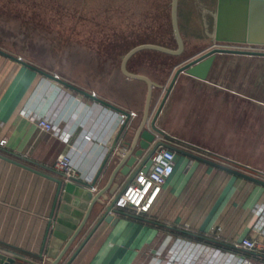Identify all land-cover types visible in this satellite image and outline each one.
<instances>
[{"label":"crops","instance_id":"obj_1","mask_svg":"<svg viewBox=\"0 0 264 264\" xmlns=\"http://www.w3.org/2000/svg\"><path fill=\"white\" fill-rule=\"evenodd\" d=\"M0 49L134 113L118 138L120 112L0 54V138L7 140L0 146V249L19 257L13 264H65L99 219L100 206L87 205L92 206L98 196L99 201L113 198L137 167H150L153 157L146 160L144 150L122 175L121 170L127 172L124 162L113 154L121 149L128 156L138 149L140 138L135 133L140 130L146 85L120 71L121 82L129 89L109 96L1 43ZM208 77L203 81L178 75L156 119L167 137L157 139L227 166L239 165L243 172L264 180V168L254 159L229 153L227 101L209 104L210 109L206 105L208 112L215 111L214 120L225 118L224 134L217 135L201 121L206 110L201 97L215 86ZM218 89L229 93L224 86ZM153 94L148 125L163 97ZM22 110L49 117L62 136L39 130ZM203 126L207 134H202ZM121 139H134L132 149L124 148ZM60 153L70 157L78 179L88 183L96 179L90 189L92 201L82 208L66 204L63 193H58L57 182L65 181L53 163ZM259 204H264L263 185L175 152L174 171L151 209L141 215L127 209L110 213L111 221L97 225L70 264H258L261 259L253 252L233 244L255 236L253 209ZM62 206L69 211H62ZM74 210L79 215H72Z\"/></svg>","mask_w":264,"mask_h":264},{"label":"rangeland","instance_id":"obj_2","mask_svg":"<svg viewBox=\"0 0 264 264\" xmlns=\"http://www.w3.org/2000/svg\"><path fill=\"white\" fill-rule=\"evenodd\" d=\"M215 2L179 0L184 50L171 61L183 58L182 64L216 46L206 27ZM169 4L170 0H0V43L49 70L114 96L129 86L121 82V60L112 62L117 47L110 51L109 44L112 40L129 43L147 39L154 44L168 41ZM263 58L217 55L208 77L215 86L202 95L201 107L207 105L210 109L211 104L227 101L229 153L252 158L264 168ZM174 70L160 84L163 88H155L154 97L163 96ZM216 86H224L229 93ZM214 113L206 108L201 121L217 135L224 134L225 118L214 120ZM207 127H202V134L209 132Z\"/></svg>","mask_w":264,"mask_h":264},{"label":"water","instance_id":"obj_3","mask_svg":"<svg viewBox=\"0 0 264 264\" xmlns=\"http://www.w3.org/2000/svg\"><path fill=\"white\" fill-rule=\"evenodd\" d=\"M178 2L179 0H170V4H169L170 24H171L172 34H173V37L176 43L175 49H171V48L164 47V46L154 44V43H143V44L136 45L132 47L131 49H129L121 58V62H120L121 73L127 78L142 81L146 85V96H145L142 120L140 123V130L135 133V137L138 135L137 139L140 138L138 142V149H136L132 153V155L129 154L128 156H127L128 152L121 151V149L113 153L115 158H117L119 162H122V161L124 162L127 172H125V170H121V173L122 175H127L130 168L134 165V163L136 162V160L138 159V157L141 155V153L144 150H148L147 157H146V160H148L150 157H152L155 154V151L157 150V148L165 147L179 154L187 155L194 159L205 162L209 165L219 167L221 169L229 171L230 173L234 175L254 181L264 186L263 179L243 172L242 170L239 169L240 167L237 168V166L239 165L235 167L232 164H229V166H227L219 162L206 159V158H202L200 156L192 154L176 146L175 144H173V142H168L165 140L157 139V136L164 135L165 137H167V135L164 134V132L156 125L157 116L160 113L161 108L169 94V91L171 90L173 84L176 81V78L178 77L180 73H184L186 75H189L191 77L204 81L207 79L208 74L211 70V67L213 66V63L217 55L232 54V55L264 57V51L215 46V47H212L202 52L201 54L197 56L190 58L189 60L183 62L182 64H179V66L174 70V73L168 83V86L165 89L164 95L161 98V101L149 125L147 124L153 89L163 88V86L160 84H157L155 81H153L152 79H150L148 76L144 74L129 72L126 68V64L131 56H133L135 53L141 50H146V49L155 50V51H159V52L170 54V55H180L183 52L184 42L181 37V33H180L179 25H178ZM212 16L214 19L212 39L215 44H226L229 46L264 47V0H216L215 8H214V12ZM0 54L6 57H9L15 61H18L19 63L25 65L26 67H29L30 69L40 73L44 77L55 80L58 83L62 84L63 86L69 89H72L86 97H89L90 99H93L94 101L104 105L105 107L111 108L117 112H120L121 114H125L128 117V112L100 98L99 96L91 92L81 89L73 85L72 83H69L66 80H63L57 77L56 75L50 72H47L46 70H43L2 49H0ZM147 125H148V129L146 128ZM124 127H125V124L121 128L118 138L121 137ZM118 138L116 139V141L118 140ZM121 140H123L121 145L124 148L125 146H128L129 150L132 149L134 139L132 141H128L125 139H121ZM115 143L112 146L110 153L114 151L116 147ZM141 167H137L134 173H132L130 179L134 178L135 174L137 173L139 169H141ZM95 180L91 183L81 181L78 178L71 179V181L69 182H63L62 180H59L57 182L58 183V193L60 192L63 193V200L66 204L67 203L75 204L78 208H82L85 206L86 201L88 202L90 200L92 201L93 194L90 191V189L94 186ZM121 191L111 199H109L108 197H104L102 201H99L100 196H98L97 198L98 200H94L92 203V206L87 205V207H91V209L94 203H97L100 206V209L98 210L100 214L99 219L97 223L94 225L93 229L90 231V233H88L86 238L77 247L74 254L71 256L70 259L66 261L65 264H70L75 254L79 251L81 246L85 243V241L88 239L92 231L97 227V225L101 221H111L112 216L110 215V213L112 212L121 213V210L115 208V202L119 194L121 193ZM61 209L62 211H69L68 207L66 206H62ZM72 215L77 216L79 215V212L74 210L72 211ZM18 258L19 257H17L16 255L8 253L7 251H4L3 249H0V264H13ZM52 264H57V262L56 263L53 262Z\"/></svg>","mask_w":264,"mask_h":264},{"label":"built area","instance_id":"obj_4","mask_svg":"<svg viewBox=\"0 0 264 264\" xmlns=\"http://www.w3.org/2000/svg\"><path fill=\"white\" fill-rule=\"evenodd\" d=\"M215 45L227 48L264 51V47ZM21 114L31 121H35L39 130L49 132L54 136H62L58 126L49 117L30 114L27 110H22ZM133 116L134 113L132 112H128V117L122 114L121 118H119V125L123 126L126 124L127 119ZM63 138L66 140V137ZM6 143L7 140L5 138H0L1 147L5 146ZM152 157L150 167L145 170L139 169L134 178L126 183L115 202V208L119 210L127 209L135 215L145 214L151 209L161 188L174 171L175 151L159 147ZM53 167L61 173L65 182L77 178L76 171L71 164V159L67 154L60 153L56 157ZM253 212L255 220L251 230L255 236L242 238L233 245L237 248L253 252L257 258L261 259L258 264H264V204L256 205Z\"/></svg>","mask_w":264,"mask_h":264},{"label":"trees","instance_id":"obj_5","mask_svg":"<svg viewBox=\"0 0 264 264\" xmlns=\"http://www.w3.org/2000/svg\"><path fill=\"white\" fill-rule=\"evenodd\" d=\"M213 24H214V19L212 16H210L207 22V26H206L208 30V34L213 33ZM178 25H179V8H178ZM167 28L168 29H166V32L168 33L169 40L163 41L161 43H157V42L156 43L166 46L168 48H176V43H174L175 40L173 39L174 37L172 34L170 20L168 22ZM179 29H180V26H179ZM149 41L150 40L142 39V40L131 41L129 43L127 41L121 43L118 41L114 42V40H112V43L109 44L110 46L109 50L115 51L116 47L118 50L117 53H115L112 56V62H114V64L116 62L119 63L122 56L129 49L139 44L148 43ZM181 55H170V54H165L159 51L148 50V49L141 50L129 58L126 64V68L129 72L144 74L148 76L150 79H152L153 81H155L157 84H163L166 78L168 77V74L171 72V69L172 68L176 69L175 67L178 64H180V62L183 61L182 60L183 58L177 61H171V60H174L175 58H178Z\"/></svg>","mask_w":264,"mask_h":264},{"label":"flooded vegetation","instance_id":"obj_6","mask_svg":"<svg viewBox=\"0 0 264 264\" xmlns=\"http://www.w3.org/2000/svg\"><path fill=\"white\" fill-rule=\"evenodd\" d=\"M213 34V33H212Z\"/></svg>","mask_w":264,"mask_h":264}]
</instances>
